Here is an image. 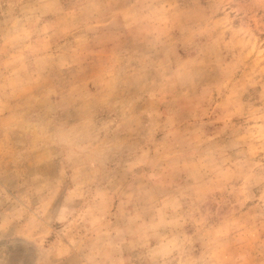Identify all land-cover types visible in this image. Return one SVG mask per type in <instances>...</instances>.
<instances>
[{"label":"rangeland","instance_id":"1","mask_svg":"<svg viewBox=\"0 0 264 264\" xmlns=\"http://www.w3.org/2000/svg\"><path fill=\"white\" fill-rule=\"evenodd\" d=\"M0 264H264V0H0Z\"/></svg>","mask_w":264,"mask_h":264}]
</instances>
